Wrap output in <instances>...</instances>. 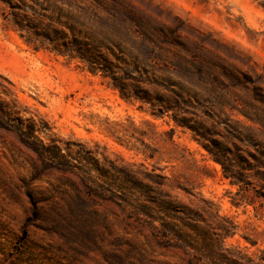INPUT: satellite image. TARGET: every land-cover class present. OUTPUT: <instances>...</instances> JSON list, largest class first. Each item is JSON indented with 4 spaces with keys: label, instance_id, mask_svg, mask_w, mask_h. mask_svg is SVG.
<instances>
[{
    "label": "rangeland",
    "instance_id": "1",
    "mask_svg": "<svg viewBox=\"0 0 264 264\" xmlns=\"http://www.w3.org/2000/svg\"><path fill=\"white\" fill-rule=\"evenodd\" d=\"M6 1L24 6V35L73 33L112 50L130 67L146 68L150 76L184 80L201 96L192 115L198 133L176 126L171 114L156 117L148 104L125 100L109 79L91 73L78 59L46 46L35 48L21 35L16 11ZM262 1L0 0V100L15 104L22 118L42 119L57 136L73 142L74 156L89 148L105 167L123 160L165 174L166 190L201 212L211 232L229 226L222 248L258 255L264 248V175L247 169L250 184H236L208 149L222 143L233 158L237 147L242 159L252 163L247 151L253 148L245 138L264 146V103L252 98L250 88L230 87L219 68L224 65L241 81V72L254 75L256 70L264 93ZM238 130L247 136L242 141ZM150 148L152 158L143 152ZM40 168L13 132L0 129V264H181L176 252L120 231L111 217L119 245H107L99 231L101 216L96 231L86 234L66 231L47 214L34 216L32 202L52 216L53 207L77 201L75 175L57 170L38 174ZM240 195L252 203H240ZM98 210L100 215L108 211ZM219 244L214 241L213 247Z\"/></svg>",
    "mask_w": 264,
    "mask_h": 264
},
{
    "label": "trees",
    "instance_id": "2",
    "mask_svg": "<svg viewBox=\"0 0 264 264\" xmlns=\"http://www.w3.org/2000/svg\"><path fill=\"white\" fill-rule=\"evenodd\" d=\"M6 3L16 11L14 23L21 35L35 48L46 46L69 59H78L91 73L99 72L104 79H109L108 84L117 89L125 100H139L148 104L150 113L156 117L171 114L176 126L188 127L198 133V123L192 117L196 115L195 110L201 103V96L197 91L187 88L184 80H175L171 76H150L146 68L143 67L140 71L136 63L130 67L126 60L119 58L112 50L108 53L93 40L77 37L73 33L68 36L62 30H54L53 34L24 35L23 30L26 28L22 17L27 15L24 6L8 1ZM262 5L264 6V0ZM40 36L43 38H39ZM219 68L229 80L230 87L250 88L252 98L264 103L263 82L259 72L254 70V75L241 72V81L224 65ZM198 71H201L200 67ZM26 121L28 124H25ZM0 129L13 132L19 143L35 156L41 166L38 174L57 170L73 174L77 178L76 185L73 186L77 199L75 203L60 208L53 207V215L50 216L47 207L32 202L34 216L43 218L47 214L66 231L76 229L81 234L94 233L97 216H101L102 229L99 231L106 236L107 245H119L120 243L115 242L118 233L111 226L112 219L120 231L133 232L153 248L176 252L181 264H264V248L259 250L258 255L222 248L224 239L230 232L229 226L222 224L211 232L210 223L201 212L180 203L170 195L164 186L168 177L155 172V168L149 171L146 166L138 168L135 163H124L123 160L118 163L109 161V166L105 167L98 158L97 151L93 152L89 148L77 151L78 157L74 156L71 149L73 142L64 141L57 136L42 119L36 121L33 118H22L15 104L9 107L1 100ZM236 133L240 141L247 137H242L239 130ZM117 139L120 141L119 137ZM245 139L253 148L252 151H247L252 163L248 159H242L240 148L237 147L233 158L228 156L230 150L222 143L215 144L213 150L208 149L212 158L220 163L223 174L239 185L250 184L246 178L247 169H254L257 174L264 175V146L250 137ZM140 141L144 143L143 140ZM150 150L148 153L143 152L145 156L152 158L154 149ZM234 157L239 162L233 161ZM239 187L240 190L244 188L247 191L250 186ZM29 197L32 199L30 195ZM240 197V203H252L245 196ZM99 207L108 211H103L100 215ZM247 239L252 244L256 243ZM214 241H219L220 247L214 248ZM104 252L107 254L108 250ZM108 263L114 264L109 260Z\"/></svg>",
    "mask_w": 264,
    "mask_h": 264
}]
</instances>
